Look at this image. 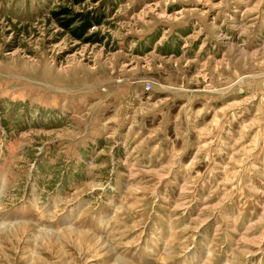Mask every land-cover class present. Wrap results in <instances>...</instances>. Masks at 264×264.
I'll return each mask as SVG.
<instances>
[{
	"label": "rangeland",
	"instance_id": "rangeland-1",
	"mask_svg": "<svg viewBox=\"0 0 264 264\" xmlns=\"http://www.w3.org/2000/svg\"><path fill=\"white\" fill-rule=\"evenodd\" d=\"M73 1L0 0V264H264V0Z\"/></svg>",
	"mask_w": 264,
	"mask_h": 264
},
{
	"label": "trees",
	"instance_id": "trees-1",
	"mask_svg": "<svg viewBox=\"0 0 264 264\" xmlns=\"http://www.w3.org/2000/svg\"><path fill=\"white\" fill-rule=\"evenodd\" d=\"M69 1L70 0H68V2ZM74 1L78 2L77 0ZM50 14L55 17L59 25L79 37L81 34H85L86 27L93 24V22H99V18L97 19L95 16H87V14L84 13H75L72 11L71 7L66 5H59L56 10L50 11ZM78 20L79 24L77 26L73 25Z\"/></svg>",
	"mask_w": 264,
	"mask_h": 264
},
{
	"label": "built area",
	"instance_id": "built-area-1",
	"mask_svg": "<svg viewBox=\"0 0 264 264\" xmlns=\"http://www.w3.org/2000/svg\"><path fill=\"white\" fill-rule=\"evenodd\" d=\"M150 88V83H146L145 85H144V89L145 90H148Z\"/></svg>",
	"mask_w": 264,
	"mask_h": 264
}]
</instances>
